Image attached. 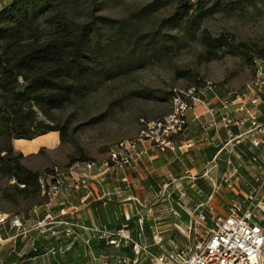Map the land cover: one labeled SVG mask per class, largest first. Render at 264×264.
Listing matches in <instances>:
<instances>
[{
    "label": "trees",
    "instance_id": "trees-1",
    "mask_svg": "<svg viewBox=\"0 0 264 264\" xmlns=\"http://www.w3.org/2000/svg\"><path fill=\"white\" fill-rule=\"evenodd\" d=\"M101 3L10 0L0 13V132L10 140L30 141L56 132L63 141L62 129L52 125L53 111L88 96L102 81L129 68L134 56L156 58L174 52L182 41L198 42L202 61L218 60L226 51L254 69L256 60L264 63V51L256 45L238 42L228 33L213 36L201 25L217 14L264 7V0H151L127 19L96 15ZM163 8L172 11L159 26L176 34L165 35L160 29L139 33L129 26ZM68 10L78 18H71ZM22 157L10 144L0 148V178L13 181L18 195L43 200L42 176L24 167ZM76 162L89 161L71 160L66 167ZM37 246L39 256L43 249Z\"/></svg>",
    "mask_w": 264,
    "mask_h": 264
},
{
    "label": "rangeland",
    "instance_id": "rangeland-1",
    "mask_svg": "<svg viewBox=\"0 0 264 264\" xmlns=\"http://www.w3.org/2000/svg\"><path fill=\"white\" fill-rule=\"evenodd\" d=\"M150 1L102 0L96 15L127 19L133 10L147 5ZM171 11L169 8H163L148 19L133 22L129 26L134 25L139 33L160 29L165 35H174L177 33L175 30L159 26L161 20L168 17ZM67 12L71 18H78L72 10ZM201 25L213 36L228 33L238 42L256 45L264 51V7L261 4L254 9L246 8L229 15L211 16L203 20ZM201 51L198 42L182 41L174 52L157 55L156 58L146 57L141 60L134 56L129 68L119 72L112 79L102 81L88 96L76 101L73 106L53 111L52 125L62 129L63 141L59 140L54 147L40 148L36 154L26 157L23 155L21 163L42 176V180L54 168H65L71 160L100 163L106 160L110 148L115 144L122 140H135L144 129V123L169 113L174 91L211 88L212 92L222 97H230L241 92L255 76L254 67L247 66L241 57L232 56L225 51L218 60L202 61L199 58ZM207 93L209 94V91L204 95L207 96ZM39 118L41 119L40 115ZM9 144L18 154L19 151L13 147V141L0 132V148ZM13 185V181L0 178V223L3 220L8 223L9 219L18 216L23 219L26 228L32 231L29 240H14V233L8 232L9 229L5 225H0L1 238H4L2 235L5 230L8 232L5 237L7 240L0 245V264H47L51 255L45 253L53 244L49 243V238L44 240L49 244L40 254L43 258H37L31 240L38 236L41 241V235L32 227L37 218L46 213L47 208H50L51 212H58L52 202H47L46 199L24 198L18 195L13 190ZM39 204L41 207H37ZM46 204L48 205L45 206ZM34 208H38L36 212L33 211ZM262 215L264 216L262 212L256 213L257 218ZM168 234V240L172 239L179 245L188 243V238L175 228ZM148 236L150 237L145 232L144 237ZM144 240L148 245L151 243L149 239ZM161 246L167 250L163 239ZM79 250L80 246L75 254L66 259L68 264L85 263L76 255ZM151 250L158 252V245L151 247ZM109 253L116 254L114 249H110Z\"/></svg>",
    "mask_w": 264,
    "mask_h": 264
},
{
    "label": "crops",
    "instance_id": "crops-1",
    "mask_svg": "<svg viewBox=\"0 0 264 264\" xmlns=\"http://www.w3.org/2000/svg\"><path fill=\"white\" fill-rule=\"evenodd\" d=\"M9 4L10 0H0V13ZM209 94L203 98L219 113H216L215 125H211L210 116L197 101L187 100L190 105L186 113L187 126L177 142H187L191 148L176 154L169 151L149 152L141 162L133 163L122 172L107 170L104 174V192L111 193L110 201L81 204L78 199L80 193L73 194L65 208L68 213L66 218L85 226H106L111 230L127 225L138 242L146 243L144 239H149V246L153 247L156 241L163 239L166 249H169L170 244L182 246L172 239L168 240L169 231L175 226H185L198 209L204 211L207 217L225 216L232 198L245 208V197L253 190H261L259 197L264 195V185L261 187L264 182V93L258 95L260 100L256 106H248L250 113L256 117L255 127L244 121L245 113L238 112L233 106L229 115L239 124L227 128L220 122L221 112L218 109L221 101L229 97L214 92ZM230 97L233 100L234 94ZM59 140L57 133L50 132L30 141L14 139L13 147L26 157L36 154L40 148L56 146ZM235 171L240 178L236 180L232 177L231 186H228L222 180L223 175L229 176ZM123 175L130 179V187L117 193V189L122 190L120 178ZM52 204L55 210L60 209L57 202ZM47 210L50 208L45 212ZM260 212L264 214L262 205L257 213ZM139 215L143 218L142 225L137 224ZM256 221L264 224V216ZM3 225L8 228V223ZM8 232L4 231L3 239L7 240ZM79 232L80 238L73 249L64 254L51 255V264H68L66 259L75 254L79 246L81 250L76 255L85 262L79 264H93L91 256H84L82 252L80 240L85 238V234ZM145 232L150 237H144ZM37 237L34 238L37 247L44 250L49 243L56 248H63L68 243L64 237L49 239V243ZM91 246L94 255H109L110 249H113L95 240ZM115 253L125 256L128 249L115 250ZM37 258L42 259L43 256Z\"/></svg>",
    "mask_w": 264,
    "mask_h": 264
},
{
    "label": "built area",
    "instance_id": "built-area-1",
    "mask_svg": "<svg viewBox=\"0 0 264 264\" xmlns=\"http://www.w3.org/2000/svg\"><path fill=\"white\" fill-rule=\"evenodd\" d=\"M255 69L254 78L240 93L234 94L233 100L229 97L221 101L218 110L221 112L220 122L225 128L239 124V121H234L229 115L233 106H236L235 110L238 112H244L246 115L244 121L250 122L255 127L256 117L250 113L248 106H256L260 100L258 95L264 93L263 62L256 60ZM208 91L211 93L212 89L174 91L170 112L162 118L144 123V129L139 132L135 140H122L115 144L110 148L106 160L100 163L76 162L61 170L54 168L45 179H39L40 197L47 202H57L60 209L58 213L47 210L37 218L32 228L44 240L64 237L68 242L63 248L48 247L45 255L64 254L72 250L80 238L79 231H81L85 234V238L80 240L83 244L82 252L84 256H91L93 264H264V224L260 225L256 221V213L260 205L264 206V195L259 197L261 190H253L245 197V208L232 198L225 216L207 217L204 211L198 209L185 226H175L181 235L188 238V243L184 246L170 244V248L165 250L161 242L156 241L158 252L151 250L146 243L135 240L127 225L121 229L111 230L106 226H85L66 218L68 213L65 208L73 194L80 193L78 199L81 204L110 201L111 193L104 192L106 183L104 174L107 170L122 172L133 163L141 162L149 152L169 151L176 154L183 149L191 148L187 142H177V139L185 133L187 126L186 113L190 107L187 100L197 101L210 116L211 125H215L217 109L212 108L203 98L204 93ZM232 177L236 180L240 178L235 171L229 176L223 175L222 180L231 186ZM120 179L122 190L117 189V193L126 191L130 187V179L124 175ZM263 185L264 182L261 187ZM36 209L38 208H34L33 211L36 212ZM4 222L3 220L0 225ZM142 222L143 218L140 216L137 224L142 225ZM8 229L14 232V240L30 239L32 230L27 229L23 219L18 216L9 219ZM5 240L0 236V245ZM94 240L103 243L106 248L128 249V254L94 255L91 246ZM31 243L32 249L36 250L34 237Z\"/></svg>",
    "mask_w": 264,
    "mask_h": 264
},
{
    "label": "bare ground",
    "instance_id": "bare-ground-1",
    "mask_svg": "<svg viewBox=\"0 0 264 264\" xmlns=\"http://www.w3.org/2000/svg\"><path fill=\"white\" fill-rule=\"evenodd\" d=\"M2 217H0V219H1Z\"/></svg>",
    "mask_w": 264,
    "mask_h": 264
}]
</instances>
